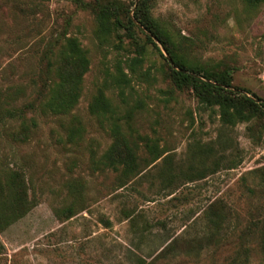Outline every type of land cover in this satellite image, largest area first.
Instances as JSON below:
<instances>
[{
  "label": "rangeland",
  "instance_id": "374dc122",
  "mask_svg": "<svg viewBox=\"0 0 264 264\" xmlns=\"http://www.w3.org/2000/svg\"><path fill=\"white\" fill-rule=\"evenodd\" d=\"M113 1L133 18L139 0H0V181L21 172L34 201L0 231V264H264V113L228 122L219 105L175 87L144 26L135 38L101 29L98 10ZM151 13L188 64L228 69L223 88L264 102V2L152 0ZM66 37L89 66L77 104L60 115L41 102ZM101 91L140 144L138 174L95 166L113 142L90 110ZM147 144L163 152L151 165ZM70 205L72 217L57 213Z\"/></svg>",
  "mask_w": 264,
  "mask_h": 264
},
{
  "label": "trees",
  "instance_id": "16d2710c",
  "mask_svg": "<svg viewBox=\"0 0 264 264\" xmlns=\"http://www.w3.org/2000/svg\"><path fill=\"white\" fill-rule=\"evenodd\" d=\"M249 5L256 6L264 0H245ZM152 0H139L133 10V17L130 15L131 6L121 3L110 2L101 6L98 10L97 19L103 31H119L125 29L135 38L134 28H139L138 23L144 26L152 35L156 36L166 52L172 57L175 66H170L169 77L175 87L183 89L191 87L196 96L208 105H219L223 118L228 122L249 120L259 113H264V102L258 103L252 98L222 87L233 84L232 72L228 69L223 71H209L194 64H188L180 52L181 44L175 40L162 24L154 18L151 13ZM125 15V17H124ZM147 39L154 44L160 54L164 57L161 49L157 46L154 38L149 34ZM146 50L145 44L138 43ZM140 58H133V63H138ZM89 60L86 50L76 38H68L61 43L57 50L56 62L52 71L55 77L49 85L47 95L41 102L44 111L54 114L66 115L77 104L82 90L83 76L88 70ZM133 70V68H131ZM188 71L202 74L212 81H204ZM124 75V74H123ZM122 79V78H120ZM129 83L128 79H125ZM18 91L20 89H17ZM20 109L9 110V115L19 113ZM90 110L103 121H107L109 133L113 139L112 144L95 160V166L99 169H111L120 171L125 177L138 174L140 170L141 157L139 155L140 144L134 140L133 133L123 130L122 124L118 122L117 110L112 106L110 100L101 91L90 105ZM24 132L18 135L22 140L26 139L27 127L24 125ZM150 158L149 165L155 163L162 155V151L155 144H147ZM5 180L0 181V231H4L12 223L25 216L34 206V201L29 197L28 184L24 175L19 171H9ZM57 213L67 218L76 213L73 205L60 208ZM218 216V215H217ZM102 221L110 226L107 219ZM211 223L217 232H220L222 225L220 219L211 218ZM262 253L264 258V229L262 232ZM138 264H155L139 257Z\"/></svg>",
  "mask_w": 264,
  "mask_h": 264
},
{
  "label": "water",
  "instance_id": "95a60500",
  "mask_svg": "<svg viewBox=\"0 0 264 264\" xmlns=\"http://www.w3.org/2000/svg\"><path fill=\"white\" fill-rule=\"evenodd\" d=\"M133 18H134V17H133ZM138 24H139L140 26H142L140 23H138ZM144 28H145V27H144ZM145 29H146V28H145ZM146 30H147V29H146ZM147 31H148V30H147ZM148 32H149V34L154 38V40H155L156 42H158V43L161 45V47H162L163 51L165 52V54H166L168 60L170 61V63H171L173 66H175L172 57L166 52V50L164 49V47L162 46V44L158 41V39L156 38V36L152 35L150 31H148Z\"/></svg>",
  "mask_w": 264,
  "mask_h": 264
}]
</instances>
